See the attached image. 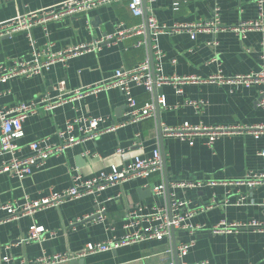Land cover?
Wrapping results in <instances>:
<instances>
[{"label": "crops", "instance_id": "1", "mask_svg": "<svg viewBox=\"0 0 264 264\" xmlns=\"http://www.w3.org/2000/svg\"><path fill=\"white\" fill-rule=\"evenodd\" d=\"M67 0H0V23L18 14L39 11ZM258 0H157L145 6V16L135 17L128 0L95 8L88 13L66 17L60 21L37 26L31 35L38 49L52 45L54 51H63L115 32L119 25L133 28L143 25L153 16L167 30L158 35L163 51L161 61L164 76L198 77L202 80L216 75L231 79L260 70L264 54V29L247 32L243 38L233 29L243 23L259 20ZM218 31L197 32L195 38L183 26L215 22ZM147 33V31H146ZM149 39L146 36L128 38L119 43L105 44L98 52L87 53L67 63H57L41 75L18 77L0 84V105L9 109L28 103L44 95L56 97L57 86L66 83L68 90L92 86L109 79L119 69L139 66L148 56L147 48L136 44ZM34 48L27 33L0 39V64L12 59L32 60ZM181 90V93L177 92ZM260 85H221L213 82L165 85L158 90L165 97L168 108L152 119L128 125L106 133L94 141H86L50 158L46 164L23 181L8 173H0V206L20 205L28 197L39 200L51 192H63L73 185L77 176L94 178L109 172L112 166L122 165L116 155L118 149L129 154L151 157L160 150L166 166L162 172L147 179L114 185L96 196H87L60 207L38 211L32 216L0 225V254L12 255L14 264L33 261L43 251L47 254L81 253L89 243H100L121 238L133 229H126L127 214L138 206L144 211L139 217L152 214L169 201L188 203L190 219L196 231L174 230L163 240H146L122 247L116 251L89 255L76 264H168L177 259L178 247L193 242L184 261L187 264H264V233L240 230L214 235L212 227L227 223L264 221V187L249 189L243 182L251 172H264V134L258 139L249 133L225 135L211 147L205 135L187 140L169 136L161 128L192 126L237 127L264 125V109L258 106ZM138 107L150 103L154 95L144 88L132 85ZM126 98L117 88L102 91L54 110L41 108L23 125L24 136L19 140L21 155L29 156L31 142L47 139L60 143L59 131L67 121L78 117L104 118L101 128L126 120ZM79 135V131L74 132ZM138 135V136H137ZM139 139L141 148L134 146ZM3 159L0 156V169ZM126 162V161H125ZM169 181V194L156 195L152 186ZM202 184L200 188L173 184ZM104 208L105 220L95 221L96 212ZM2 212L0 217H6ZM87 217H90L87 219ZM46 230L43 243L24 242L32 226ZM64 264H72L71 262Z\"/></svg>", "mask_w": 264, "mask_h": 264}, {"label": "built area", "instance_id": "2", "mask_svg": "<svg viewBox=\"0 0 264 264\" xmlns=\"http://www.w3.org/2000/svg\"><path fill=\"white\" fill-rule=\"evenodd\" d=\"M122 0H67L58 5L23 14L0 23V39L12 37L13 35L25 32L30 39L34 50L32 60L24 58L12 59L9 63L0 64V84H6L10 80L18 77L32 78L41 75L57 63H67L71 59L80 57L87 53L100 51L105 44L119 43L128 38L136 36H146L149 31V39L141 40L136 47L147 48L148 56L137 67L125 70H117L112 77L104 79L92 86L83 87L75 90H68L64 81L57 86L59 94L56 97L44 95L28 103H21L9 109L0 105V156L3 159L0 173H8L12 177L23 181L33 173L34 169L43 167L46 162L54 157L60 156L66 150L86 141L99 139L106 133H112L118 129L140 123L142 121L156 117L158 107L168 108L165 97L157 94L158 90L165 85L173 84L177 86L180 83L190 82H213L221 85L230 84L233 86H244L250 88L254 85L262 87L258 106L264 109V54L261 56L260 70L257 73L248 75H237L231 79H226L222 75H216L202 80L198 77H166L162 73L161 61L164 57L163 51L158 45L157 37L165 32L167 28L158 24L157 20L150 16L143 25L133 28H124L119 25L115 32L95 39L90 43H83L70 47L63 51H54L52 45H45L38 49L32 39L31 31L37 26L45 27L53 21H60L66 17H73L89 11L110 5ZM157 0H128L129 8L135 17L145 16V6L154 4ZM220 1V0H215ZM259 20L239 25L233 30L243 38L247 32L264 29V0H258ZM187 29L192 38H195L197 32L218 31V19L215 22L205 24L183 26ZM147 31V33H146ZM264 45V41H263ZM153 60V63H152ZM132 85L144 88L147 92L154 95L153 100L143 107H138L137 100L132 93ZM117 88L126 98L128 112L126 120L122 123L111 124L108 127L101 128V124L106 120L104 118L78 117L67 121L65 127L58 133L60 143L50 144L47 139L31 142L27 147L30 151L29 156H22L23 147L19 140L23 138L24 123L32 116L36 115L41 108L54 110L65 104L74 103L88 96L97 95L102 91ZM181 93L180 89H177ZM1 96V93H0ZM78 130L79 135L74 132ZM163 132L169 136L178 137L181 140H187L193 145V137L196 135H205L207 145L212 148L216 141L225 135H235L249 133L258 139L264 134V125L258 126H237V127H206L192 126L188 123L177 128H164ZM138 136V135H137ZM134 146L141 148L139 139ZM116 155L123 161L122 165L112 166L109 172H102L94 178L85 179L77 176L73 180V185L63 192H51L39 200H30L28 197L20 205L0 206V214L7 213L6 217H0V225L12 220H18L27 216H32L38 211L57 208L68 202L81 199L87 196H98L111 186L121 185L123 183L138 179H147L155 173L162 172L164 162L160 150H155L151 157H144L143 154H129L123 149H118ZM264 158V151L260 153ZM126 161V162H125ZM236 185H246L249 189L264 187V172L249 173L243 182H236ZM174 186L200 188L202 184H173ZM156 195L165 194V184L154 188ZM264 206V205H263ZM188 203L183 201L170 200L169 204L163 207H157L150 215L139 217L144 211L143 207L138 206L134 211L127 214L126 229H133L121 238H111L100 243H89L81 253H58L49 255L45 251L33 261H22L21 264H64L89 255L116 251L122 247L140 243L146 240H163L171 237L174 230L196 231L200 226H193L190 219L194 212L188 211ZM105 209H99L95 217L92 218L101 223L105 220ZM90 217H87L89 219ZM240 230H251L253 232L264 233V221L253 220L248 223H227L225 221L212 227L211 232L214 235L233 233ZM46 230L44 227L32 226L28 235L23 239L24 242L43 243L45 241ZM193 242L183 244L177 249V259L168 264H187L183 259L193 246ZM12 255L2 256L0 254V264H14ZM206 264V263H202Z\"/></svg>", "mask_w": 264, "mask_h": 264}, {"label": "water", "instance_id": "3", "mask_svg": "<svg viewBox=\"0 0 264 264\" xmlns=\"http://www.w3.org/2000/svg\"><path fill=\"white\" fill-rule=\"evenodd\" d=\"M148 34H149V31H148ZM152 63H153V60H152ZM159 113H160V108H157V115H159ZM159 131H160L161 136H163L164 132H163V129L161 128V126H160V123H159ZM163 162H164V168H165L166 161H165L164 157H163ZM154 188H155V186H152L151 187L152 190H154ZM166 188H167V192L169 194L170 188H169V181H168V179H166ZM173 233H175V232H173ZM175 252H177V251L175 250ZM80 262L81 261L76 260V261H72L71 263L72 264H76V263H80Z\"/></svg>", "mask_w": 264, "mask_h": 264}]
</instances>
